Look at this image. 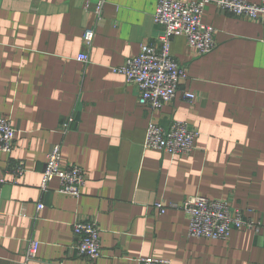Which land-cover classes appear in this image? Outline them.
I'll return each instance as SVG.
<instances>
[{"label": "crops", "instance_id": "0c3cea01", "mask_svg": "<svg viewBox=\"0 0 264 264\" xmlns=\"http://www.w3.org/2000/svg\"><path fill=\"white\" fill-rule=\"evenodd\" d=\"M158 1L108 0L97 23L95 0H0V116L17 130L12 154L0 152V264H27L32 240L40 245L28 264H264L261 235L190 238L183 210L155 208L202 196L264 221V24L208 5L202 20L216 31L217 48L200 55L186 38L173 40L171 54L188 80L153 113L113 70L158 42ZM88 28L95 29L90 48L83 43ZM85 52L87 64L78 61ZM184 91L195 99L184 100ZM69 118L75 123L64 134ZM152 122L189 124L199 133L195 150L185 157L146 149ZM59 143L64 166L86 173L80 198L60 193L58 179L41 191L47 155ZM18 161L26 165L22 176L11 171ZM80 220L101 230L95 262L72 250Z\"/></svg>", "mask_w": 264, "mask_h": 264}, {"label": "built area", "instance_id": "2783aa9c", "mask_svg": "<svg viewBox=\"0 0 264 264\" xmlns=\"http://www.w3.org/2000/svg\"><path fill=\"white\" fill-rule=\"evenodd\" d=\"M108 0H95L93 12L97 23H102L104 8ZM213 4L221 10L241 19L257 21L264 24V0L250 3L247 0H159L154 15V22L161 27L162 33L157 43H147L141 48L138 56L129 58L123 66L114 68V72L126 78L139 91V104L151 112L161 110L178 96L181 84L188 80V70L172 56V42L177 37L186 38L189 46L200 55L210 54L217 48L215 30L203 23L205 8ZM95 37V29L88 28L83 35V43L90 48ZM78 61L87 64L89 53L78 56ZM182 98L188 102L195 99L189 91L182 93ZM75 123L69 118L62 126L63 133L71 130ZM17 130L9 118L0 116V152L12 154L15 148ZM199 133L185 122H174L170 128H163L150 123L144 147L158 150L172 156H190L195 150V140ZM15 176L26 172L24 161L12 165ZM58 179L59 192L80 198L87 183L83 168L78 165L64 166L62 144H55L47 155L46 169L41 181V191L48 192L50 183ZM4 183L0 179V185ZM1 192V186H0ZM39 204L38 210L44 209ZM160 214L169 209L183 210L189 217L190 238L209 240H228L235 230H249L264 238V221L254 220L247 216L250 211L237 209L225 200H212L202 196L186 199L182 205H155ZM1 226V217H0ZM73 252L79 258L92 262L102 257L101 230L96 221H78L74 224ZM39 242L32 240L26 251V263L37 259ZM138 264H172L169 260L159 258H140Z\"/></svg>", "mask_w": 264, "mask_h": 264}]
</instances>
